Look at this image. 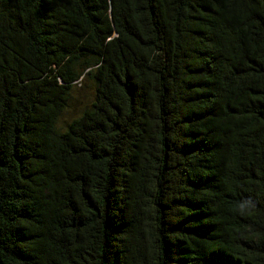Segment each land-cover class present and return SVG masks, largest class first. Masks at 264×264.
I'll list each match as a JSON object with an SVG mask.
<instances>
[{"label": "trees", "instance_id": "1", "mask_svg": "<svg viewBox=\"0 0 264 264\" xmlns=\"http://www.w3.org/2000/svg\"><path fill=\"white\" fill-rule=\"evenodd\" d=\"M0 264H264V0H0Z\"/></svg>", "mask_w": 264, "mask_h": 264}, {"label": "rangeland", "instance_id": "2", "mask_svg": "<svg viewBox=\"0 0 264 264\" xmlns=\"http://www.w3.org/2000/svg\"><path fill=\"white\" fill-rule=\"evenodd\" d=\"M74 98H76L77 100L73 103L74 105H72L75 109L73 110L74 112H69L66 113L64 116V120H68L71 117H73L75 115V112H77V109H80L82 106H84L87 101L90 100L91 98V94L90 93H86L84 91H82L81 89L77 88L74 93Z\"/></svg>", "mask_w": 264, "mask_h": 264}]
</instances>
